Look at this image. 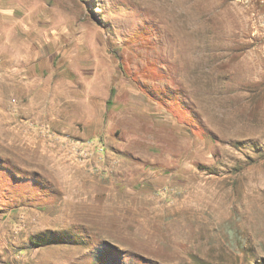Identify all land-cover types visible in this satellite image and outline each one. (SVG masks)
I'll return each instance as SVG.
<instances>
[{"label": "rangeland", "instance_id": "1", "mask_svg": "<svg viewBox=\"0 0 264 264\" xmlns=\"http://www.w3.org/2000/svg\"><path fill=\"white\" fill-rule=\"evenodd\" d=\"M0 264H264V0H0Z\"/></svg>", "mask_w": 264, "mask_h": 264}, {"label": "built area", "instance_id": "2", "mask_svg": "<svg viewBox=\"0 0 264 264\" xmlns=\"http://www.w3.org/2000/svg\"><path fill=\"white\" fill-rule=\"evenodd\" d=\"M102 150L101 147H97L92 141L86 142H77L73 144L74 151L81 157L82 159L88 158L91 150Z\"/></svg>", "mask_w": 264, "mask_h": 264}, {"label": "bare ground", "instance_id": "3", "mask_svg": "<svg viewBox=\"0 0 264 264\" xmlns=\"http://www.w3.org/2000/svg\"><path fill=\"white\" fill-rule=\"evenodd\" d=\"M18 214V213H17Z\"/></svg>", "mask_w": 264, "mask_h": 264}]
</instances>
